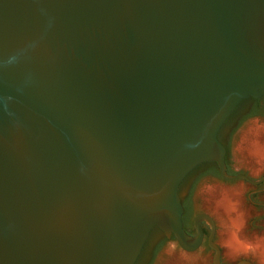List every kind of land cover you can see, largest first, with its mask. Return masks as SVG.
<instances>
[{
	"label": "water",
	"instance_id": "1",
	"mask_svg": "<svg viewBox=\"0 0 264 264\" xmlns=\"http://www.w3.org/2000/svg\"><path fill=\"white\" fill-rule=\"evenodd\" d=\"M264 91V0H0V264H134L181 248L179 183ZM234 264H253L240 259Z\"/></svg>",
	"mask_w": 264,
	"mask_h": 264
},
{
	"label": "rangeland",
	"instance_id": "2",
	"mask_svg": "<svg viewBox=\"0 0 264 264\" xmlns=\"http://www.w3.org/2000/svg\"><path fill=\"white\" fill-rule=\"evenodd\" d=\"M255 127L261 128L264 135V91L257 97L245 95L240 99L223 121L218 131V139L226 147L227 170L257 180L264 176V165H258L246 153L239 150L246 133ZM217 170V162L207 160L194 166L181 179L179 187L182 201L187 208L186 224L190 227L193 216L199 211H204L216 223L215 243L221 250V264H234L240 259L260 264L250 252L242 250L229 252L224 240L226 222L221 214L215 212L214 205L209 200L208 189L216 186L215 188L219 190L239 191V206L245 215L244 235L248 238L264 240V179L258 183L243 178L225 180L217 175ZM203 223L208 231V223L205 220ZM212 255L213 250L206 245L199 251L184 250L179 246L173 231L170 230L166 238L163 231L153 224L147 231L134 264H212Z\"/></svg>",
	"mask_w": 264,
	"mask_h": 264
},
{
	"label": "bare ground",
	"instance_id": "3",
	"mask_svg": "<svg viewBox=\"0 0 264 264\" xmlns=\"http://www.w3.org/2000/svg\"><path fill=\"white\" fill-rule=\"evenodd\" d=\"M242 141L243 145L239 150L246 153L258 165H264V135L261 128L255 127L249 130ZM215 187L208 189L209 200L213 203L215 212L221 214L226 222L224 240L229 252L240 250L250 252L260 264H264V240L248 238L244 235L245 215L239 206V191L235 189L219 190Z\"/></svg>",
	"mask_w": 264,
	"mask_h": 264
},
{
	"label": "flooded vegetation",
	"instance_id": "4",
	"mask_svg": "<svg viewBox=\"0 0 264 264\" xmlns=\"http://www.w3.org/2000/svg\"><path fill=\"white\" fill-rule=\"evenodd\" d=\"M225 149H226V147H225ZM227 164H226V153H225V171L227 170ZM263 179H264V176H263ZM262 179V180H263ZM179 192L181 193V191H180V187H179ZM182 195V194H181ZM181 202H182V205H185V203L182 201V196H181ZM186 206V205H185ZM183 209H184V207H183ZM184 210H183V215H184ZM201 212H204V211H199V212H197L194 216H193V218H192V220H191V222H190V227L186 224V221H185V219L183 220V215H182V223H183V228H184V230L188 233V235L190 236V237H194L195 236V229H194V225H193V220H194V217L198 214V213H201ZM203 220L204 219H202L201 221H200V226H201V228H202V231H203V238H202V241H201V243H200V245L195 249V250H193V251H199L200 249H202V247L204 246V245H206V246H208L211 250H213L209 245H208V243H207V235H208V233H209V229H208V231H207V229H206V227H205V225H204V223H203ZM214 224H215V233H214V237H213V241L214 242H216V240H215V235H216V223H215V221H214ZM209 225V224H208ZM157 233V232H156ZM214 251V250H213ZM221 251V250H220ZM199 253V252H198Z\"/></svg>",
	"mask_w": 264,
	"mask_h": 264
},
{
	"label": "trees",
	"instance_id": "5",
	"mask_svg": "<svg viewBox=\"0 0 264 264\" xmlns=\"http://www.w3.org/2000/svg\"><path fill=\"white\" fill-rule=\"evenodd\" d=\"M226 172V174H228V175H234V174H238V172H231V171H228V170H226L225 171ZM217 175L219 176V172H218V170H217ZM220 177V176H219ZM183 207H184V215H183V220L185 219V213H186V211H187V208H186V206L185 205H183Z\"/></svg>",
	"mask_w": 264,
	"mask_h": 264
}]
</instances>
